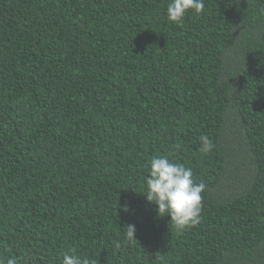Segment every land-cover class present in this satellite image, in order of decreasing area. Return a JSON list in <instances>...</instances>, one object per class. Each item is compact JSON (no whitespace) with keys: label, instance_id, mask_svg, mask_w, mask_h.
Instances as JSON below:
<instances>
[{"label":"trees","instance_id":"1","mask_svg":"<svg viewBox=\"0 0 264 264\" xmlns=\"http://www.w3.org/2000/svg\"><path fill=\"white\" fill-rule=\"evenodd\" d=\"M167 3L0 0L5 264H264V0ZM156 154L206 184L197 225L147 201Z\"/></svg>","mask_w":264,"mask_h":264},{"label":"clouds","instance_id":"2","mask_svg":"<svg viewBox=\"0 0 264 264\" xmlns=\"http://www.w3.org/2000/svg\"><path fill=\"white\" fill-rule=\"evenodd\" d=\"M204 0H168L166 16L169 22L179 24L185 15L192 11L199 14L204 9ZM201 156H207L215 148L213 140L207 135L199 137ZM173 151H180L182 145L174 143L170 146ZM145 167L148 175L144 178L147 201L155 203L158 214L170 217V222L178 231H183L200 223L203 209L202 193L206 191L203 181L197 183L190 167L183 163L172 162L168 156L156 154L147 160ZM125 238L136 240L135 225L125 226ZM119 247V244H117ZM0 264L5 261L0 260ZM6 264H16L8 260ZM60 264H91L86 257L78 255L76 249L69 248L62 254Z\"/></svg>","mask_w":264,"mask_h":264}]
</instances>
